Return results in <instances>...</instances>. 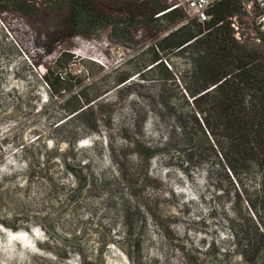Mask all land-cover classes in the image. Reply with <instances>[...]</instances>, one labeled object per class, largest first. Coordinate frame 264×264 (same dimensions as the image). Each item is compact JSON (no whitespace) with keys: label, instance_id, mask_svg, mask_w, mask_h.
<instances>
[{"label":"rangeland","instance_id":"rangeland-1","mask_svg":"<svg viewBox=\"0 0 264 264\" xmlns=\"http://www.w3.org/2000/svg\"><path fill=\"white\" fill-rule=\"evenodd\" d=\"M66 1H28L37 12L27 16L14 0L0 9V264H244L225 222L226 201L204 168L177 158L167 141L173 123L156 122L157 74L146 83L133 78L64 120L68 107L51 99L47 68L62 58L71 95L93 97L139 71L149 42L142 29L134 42L113 27L86 37L64 32ZM230 20L242 46L264 53L250 15L241 10ZM167 60L183 81L186 56ZM182 89L171 86L169 94L180 97ZM227 215L234 218L231 207Z\"/></svg>","mask_w":264,"mask_h":264},{"label":"trees","instance_id":"trees-1","mask_svg":"<svg viewBox=\"0 0 264 264\" xmlns=\"http://www.w3.org/2000/svg\"><path fill=\"white\" fill-rule=\"evenodd\" d=\"M28 1L14 0L25 16L37 12ZM3 4L0 0V9ZM175 7L163 0H67L60 12L64 32L86 37L94 27H113L117 38L134 42L135 31L142 29L149 41L141 54L144 65L93 97L85 90L71 95V82L60 74L62 58L47 68L43 81L52 100L67 104L66 120L92 110L98 99L133 78L146 83L147 75L157 74L163 85L156 122L173 123L168 144L187 167L204 168L210 189L226 201L225 222L243 263L264 264V53L249 52L235 37L230 19L243 10V0H223L205 24ZM174 54L189 62L183 81L167 60ZM179 85L181 96L173 98L169 87ZM68 170L76 175L71 166Z\"/></svg>","mask_w":264,"mask_h":264},{"label":"built area","instance_id":"built-area-1","mask_svg":"<svg viewBox=\"0 0 264 264\" xmlns=\"http://www.w3.org/2000/svg\"><path fill=\"white\" fill-rule=\"evenodd\" d=\"M175 8H182L191 18L200 24H205L212 19L211 11L223 0H178ZM243 10L252 17L259 40H264V0H243Z\"/></svg>","mask_w":264,"mask_h":264},{"label":"clouds","instance_id":"clouds-1","mask_svg":"<svg viewBox=\"0 0 264 264\" xmlns=\"http://www.w3.org/2000/svg\"><path fill=\"white\" fill-rule=\"evenodd\" d=\"M85 142L87 143V142H88V140H87V139H85V140H81V141H79V145H84V144H85Z\"/></svg>","mask_w":264,"mask_h":264},{"label":"water","instance_id":"water-1","mask_svg":"<svg viewBox=\"0 0 264 264\" xmlns=\"http://www.w3.org/2000/svg\"><path fill=\"white\" fill-rule=\"evenodd\" d=\"M251 2L253 1V0H250Z\"/></svg>","mask_w":264,"mask_h":264},{"label":"snow or ice","instance_id":"snow-or-ice-1","mask_svg":"<svg viewBox=\"0 0 264 264\" xmlns=\"http://www.w3.org/2000/svg\"><path fill=\"white\" fill-rule=\"evenodd\" d=\"M86 143V142H85Z\"/></svg>","mask_w":264,"mask_h":264}]
</instances>
